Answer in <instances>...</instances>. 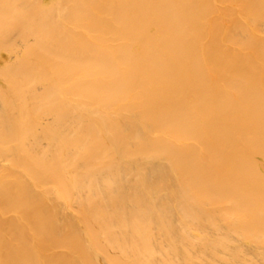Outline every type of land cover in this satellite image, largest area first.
<instances>
[{"label": "bare ground", "instance_id": "6f19581e", "mask_svg": "<svg viewBox=\"0 0 264 264\" xmlns=\"http://www.w3.org/2000/svg\"><path fill=\"white\" fill-rule=\"evenodd\" d=\"M0 264H264V0H0Z\"/></svg>", "mask_w": 264, "mask_h": 264}]
</instances>
